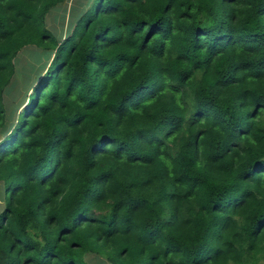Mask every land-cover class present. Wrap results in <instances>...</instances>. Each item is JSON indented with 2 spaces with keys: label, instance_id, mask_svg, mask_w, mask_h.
<instances>
[{
  "label": "trees",
  "instance_id": "trees-1",
  "mask_svg": "<svg viewBox=\"0 0 264 264\" xmlns=\"http://www.w3.org/2000/svg\"><path fill=\"white\" fill-rule=\"evenodd\" d=\"M63 1L0 0V264H264V0Z\"/></svg>",
  "mask_w": 264,
  "mask_h": 264
},
{
  "label": "rangeland",
  "instance_id": "rangeland-1",
  "mask_svg": "<svg viewBox=\"0 0 264 264\" xmlns=\"http://www.w3.org/2000/svg\"><path fill=\"white\" fill-rule=\"evenodd\" d=\"M77 0H65L58 4V8L53 9L47 15V25L52 29H59L62 24V30H65V25L68 22V18L70 17V7L76 3ZM69 8V11H68ZM70 20V19H69ZM61 30V32H62ZM56 32V30H54ZM19 62L16 64V74L12 81H16L13 83L15 89H11V93L14 94L19 101L24 95V85L25 83H30L37 72H39L38 68H42L44 65V60L39 59L38 61L35 59V48L34 47H26L20 51L18 54ZM30 66L33 67V71H30ZM24 67V69H23ZM29 72H33L32 74ZM23 83V84H22ZM22 84V86H21ZM21 86V88H19ZM6 105H10L13 103L11 100V95L5 96ZM24 106V105H23ZM22 107V106H21ZM20 110V109H19ZM3 200V192H2V183L0 182V206L2 205L1 201Z\"/></svg>",
  "mask_w": 264,
  "mask_h": 264
}]
</instances>
